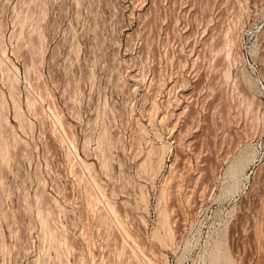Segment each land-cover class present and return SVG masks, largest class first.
Segmentation results:
<instances>
[{
    "label": "rangeland",
    "instance_id": "obj_1",
    "mask_svg": "<svg viewBox=\"0 0 264 264\" xmlns=\"http://www.w3.org/2000/svg\"><path fill=\"white\" fill-rule=\"evenodd\" d=\"M0 264H264V0H0Z\"/></svg>",
    "mask_w": 264,
    "mask_h": 264
}]
</instances>
